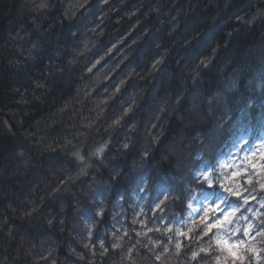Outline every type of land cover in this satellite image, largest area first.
<instances>
[{"label": "clouds", "instance_id": "1", "mask_svg": "<svg viewBox=\"0 0 264 264\" xmlns=\"http://www.w3.org/2000/svg\"><path fill=\"white\" fill-rule=\"evenodd\" d=\"M87 3L17 0L21 19L0 29V264H175V254L125 240L113 222L126 208L135 213L134 197L150 194L156 205L161 187L179 194L174 188L185 176L165 161L179 160L200 125L264 100V0H198L187 20L193 30L184 35L187 21H174L163 37L176 48L166 63L156 60L170 76L167 90L135 111V97L118 102L110 116L91 96L102 77L93 73L99 34ZM169 93L179 100L165 103ZM165 112L161 131L150 136L144 118ZM256 227L260 260L245 252L246 264H264V227ZM213 236L199 264H214Z\"/></svg>", "mask_w": 264, "mask_h": 264}, {"label": "trees", "instance_id": "2", "mask_svg": "<svg viewBox=\"0 0 264 264\" xmlns=\"http://www.w3.org/2000/svg\"><path fill=\"white\" fill-rule=\"evenodd\" d=\"M197 7L198 0H107L106 3L104 0H88L84 8L90 10L88 18L91 27L99 34L95 37L97 43L93 49L91 63L100 60L93 73L99 72L102 77L101 83L91 92V96L105 102V116L111 115L118 102L135 97L137 105H132L135 111L145 98L160 97L167 90L171 82L170 76L162 72L164 64L157 65L156 60L162 59L166 63L168 57L176 55V48L174 42L168 43L165 47L163 37L171 31L174 26L172 22L184 24ZM204 10H207V6ZM234 11L230 10L225 19L232 16ZM21 17L17 0H0V29L14 27ZM193 27L190 18L184 26V35L189 34ZM153 37L157 39L153 41ZM78 77L79 73H76L75 78ZM117 88L120 89L119 93H116ZM113 93L116 95L113 96ZM71 95H75L74 90L66 95L65 99ZM178 100V97L169 93L165 103H176ZM84 103H88L87 99ZM186 108V102L182 103V110ZM166 115L165 112L159 119L144 118L150 125L147 128L150 136H155L161 131V123L165 122ZM138 127L141 133L145 131L143 127L139 125ZM199 131L201 133L199 138H191L190 148L180 149L183 154L179 160L165 161V166L170 165L178 171L182 170L185 176V179L174 188L179 194H173L166 186L160 189L159 201H163L165 196L169 197L172 202L171 209L167 206L168 201H164L162 203L164 212L156 213L154 211L156 205L151 203L150 194L144 199L134 197L135 213L131 208H126L120 212L117 221L113 222L121 229L122 235L127 232V235H124L125 240L131 236L132 243L139 240L147 247L153 248L157 254H175V264H199L202 258L209 256L201 253L195 259L192 257V251L199 252L208 241L209 235L205 236L198 228L196 232L190 233L192 239H188L180 236L177 231L178 225L185 221L190 205L196 200L211 190L223 192L222 194L230 200L228 202L231 206L235 207L237 217L234 220L239 224L243 220H237L241 213L245 216L251 214L250 211L245 212L248 205L243 203V199L237 200L228 192H224L223 188L227 186L228 189L242 194L251 190L257 196H264V193L260 192L259 184L256 183V175H239L235 179L224 181L223 184L220 182V185L215 182L211 188H208L202 179L205 173L215 178L221 170L220 162L228 160L238 148H244L253 140L264 141V100L253 99L245 102L227 111L223 120L220 115H216L208 122V126L200 125ZM248 179H253L256 184L254 189L247 184ZM148 186L150 187V184ZM150 204L153 210H150ZM257 205L251 202L252 209L259 210V207L256 208ZM115 230L111 229L112 232ZM222 232L224 231L214 230L210 234H214L212 245L216 249V257L226 255L216 248L217 237ZM177 242L183 245L179 255L176 254ZM105 243L106 246L109 245V241ZM147 247L140 248L142 255L147 252ZM154 264H161V260L154 259ZM167 264H171V261Z\"/></svg>", "mask_w": 264, "mask_h": 264}, {"label": "snow or ice", "instance_id": "3", "mask_svg": "<svg viewBox=\"0 0 264 264\" xmlns=\"http://www.w3.org/2000/svg\"><path fill=\"white\" fill-rule=\"evenodd\" d=\"M260 159L264 160V153H261ZM252 172L255 173L257 180L256 183L259 184L260 192L264 193V166L257 167V165H251ZM241 175V173H236V176ZM204 179L207 181L209 178L205 176ZM235 179V176L233 177ZM247 184L252 186L254 189L256 184L254 183L253 179H248ZM230 195L234 196L237 200L243 199V203L248 205L245 208V212H251L250 215L245 216L244 213L240 214V217L245 221L243 225L236 226V221L234 220L237 217V211L235 209L225 211L220 207V205H215L214 207H210L205 209L203 215L199 218V220H193L191 227L188 228L187 232H179L180 236L186 237L188 239H192L190 233L196 232L199 228L203 231L205 236L210 235L213 231H222L226 228V226H233L232 230L234 232L242 231L244 237L249 238L248 243L245 244L241 241L238 244H229L227 241L217 237V244L216 248L219 249L220 253L226 254L222 257H216L215 264H246L247 257L245 256V252L248 255L254 257L257 262L260 260V249L257 248L256 244L253 241L256 240V237L261 234V229L257 228L256 225L260 224L261 227H264V196H257L254 191L247 190L246 194H242L239 191H232L231 189H226ZM251 202H255L259 205V210L251 208ZM150 210H153L151 204L149 205ZM161 208H164L161 203H157L155 206L154 211L156 213H161ZM143 209L141 211V215H143ZM213 216H220L212 222ZM176 254H180V250L183 245L179 242L176 243ZM201 253L205 255L210 254V249L206 247H201L199 252L192 251V257L195 259Z\"/></svg>", "mask_w": 264, "mask_h": 264}, {"label": "rangeland", "instance_id": "4", "mask_svg": "<svg viewBox=\"0 0 264 264\" xmlns=\"http://www.w3.org/2000/svg\"><path fill=\"white\" fill-rule=\"evenodd\" d=\"M261 153H264V141L253 140L244 148H238L235 150L228 160H222L219 166V169L221 168V170L218 171L215 178H212L209 174L205 173L202 175V179L205 180L204 177L208 176L209 179L207 181L205 180L208 187L209 185L212 186L215 182L219 183V185L221 183L223 184L224 181L233 179L234 176L236 177V173H241L243 176H247L248 174L255 175V173L252 172L251 165L255 164L258 168L264 166V160L260 159ZM226 189H228L227 186L226 188H223V191L228 192ZM222 193L211 190L209 193L205 194L191 204L185 221L180 223L177 227L178 233L188 231V228L192 225V221H198L207 208L214 207L219 204L225 211L234 209L235 207L231 206L228 202L230 200ZM258 207L259 205L256 206V208ZM242 223L244 224L245 221L242 220L239 222L240 225H243ZM239 224L236 222V226H240ZM219 238L227 241L230 245L238 244L245 239L242 231L234 232L232 228L222 232Z\"/></svg>", "mask_w": 264, "mask_h": 264}, {"label": "water", "instance_id": "5", "mask_svg": "<svg viewBox=\"0 0 264 264\" xmlns=\"http://www.w3.org/2000/svg\"><path fill=\"white\" fill-rule=\"evenodd\" d=\"M245 239H247V237H245Z\"/></svg>", "mask_w": 264, "mask_h": 264}]
</instances>
